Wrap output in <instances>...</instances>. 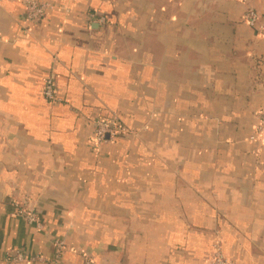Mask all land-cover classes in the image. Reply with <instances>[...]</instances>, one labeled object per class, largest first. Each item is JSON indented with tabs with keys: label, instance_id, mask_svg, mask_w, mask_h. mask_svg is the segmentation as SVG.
Returning <instances> with one entry per match:
<instances>
[{
	"label": "crops",
	"instance_id": "obj_1",
	"mask_svg": "<svg viewBox=\"0 0 264 264\" xmlns=\"http://www.w3.org/2000/svg\"><path fill=\"white\" fill-rule=\"evenodd\" d=\"M29 1L0 0V264H264V0Z\"/></svg>",
	"mask_w": 264,
	"mask_h": 264
},
{
	"label": "built area",
	"instance_id": "obj_2",
	"mask_svg": "<svg viewBox=\"0 0 264 264\" xmlns=\"http://www.w3.org/2000/svg\"><path fill=\"white\" fill-rule=\"evenodd\" d=\"M28 8L27 12V20L31 22H36V20L42 19L48 9H50V5L40 1H29L26 5ZM94 17V15H92ZM247 24L250 26H256L258 20V14L254 9H249L244 17ZM105 21L104 18H100L99 22L103 23ZM262 34H264V26L259 27ZM43 96L45 99L56 102L58 101V94L56 90V83L55 77L49 76L43 88ZM258 123L256 128L255 136L257 139L264 138V111H261L257 114ZM130 134H134V131L127 126L112 120V119H96L95 120V144L97 146H102L107 144L108 142L116 140L120 136H127ZM15 207L19 210V214H21L28 224L35 227L37 230H41L42 228V221L40 220L39 215L34 211L29 205L20 203H15ZM55 246L57 249V258L61 255V253L65 249V241L63 240H56ZM212 262L211 264H230V261L226 256L223 254V250L219 241H217L212 248ZM11 260L14 262H28V261H45L42 257H29L23 251H19L11 257ZM85 264H95L94 261L90 258H87Z\"/></svg>",
	"mask_w": 264,
	"mask_h": 264
}]
</instances>
